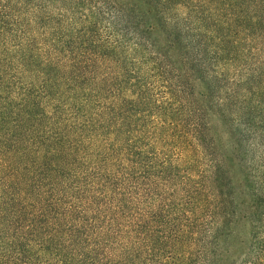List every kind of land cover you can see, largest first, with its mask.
I'll list each match as a JSON object with an SVG mask.
<instances>
[{
	"label": "trees",
	"instance_id": "obj_1",
	"mask_svg": "<svg viewBox=\"0 0 264 264\" xmlns=\"http://www.w3.org/2000/svg\"><path fill=\"white\" fill-rule=\"evenodd\" d=\"M0 264H264V0H0Z\"/></svg>",
	"mask_w": 264,
	"mask_h": 264
}]
</instances>
